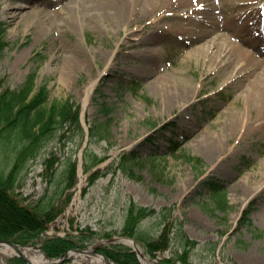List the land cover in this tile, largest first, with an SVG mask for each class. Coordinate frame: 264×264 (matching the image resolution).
Here are the masks:
<instances>
[{
  "label": "rangeland",
  "instance_id": "374dc122",
  "mask_svg": "<svg viewBox=\"0 0 264 264\" xmlns=\"http://www.w3.org/2000/svg\"><path fill=\"white\" fill-rule=\"evenodd\" d=\"M115 4L0 0L8 43L0 59L3 88L19 90L35 76V92L46 86L51 101L70 100L80 115L78 125L54 130L26 160L14 196L25 206L60 213L45 236L93 231L85 249L111 239L132 249L128 242L136 238L122 234L137 206L164 212L140 223L141 239L183 224L198 243L188 249L190 264H264V50L254 37L264 0ZM259 79L262 90L254 92ZM167 95L180 102L165 109ZM97 124L106 129L100 141L90 136ZM22 147L12 140L0 145V175L11 171ZM126 156L135 158L127 173L121 168ZM70 163L76 164L72 188L65 177ZM211 181L226 192L224 212L210 209ZM247 209L250 229L239 225ZM146 239L136 241L153 261ZM177 253L183 250L173 240L154 259L180 264ZM14 258L0 255V264Z\"/></svg>",
  "mask_w": 264,
  "mask_h": 264
},
{
  "label": "trees",
  "instance_id": "16d2710c",
  "mask_svg": "<svg viewBox=\"0 0 264 264\" xmlns=\"http://www.w3.org/2000/svg\"><path fill=\"white\" fill-rule=\"evenodd\" d=\"M6 30V24L0 21V59L8 46L5 38ZM35 87V76H31L19 90L3 88V84L0 82V145L12 140L16 144V148L19 145L23 146L11 171L5 177L0 175V240H11L27 246L35 245L41 239L46 254L51 258H59L71 249L85 248V242L94 235L93 231H89L90 233L82 232L78 236H45L47 224L54 221L60 213L55 212L52 208L37 210L39 208L32 205L25 206L14 196L13 190L22 165L29 157L35 156V151L42 141L56 129H63L70 123H77L78 125L80 115L78 108L70 100L51 101L46 86H42L37 92H35ZM104 131H106L105 127L97 124L90 129V136L95 141H100L104 139L102 134ZM175 147L172 146L170 153L174 151ZM188 159L196 165L202 164L200 159L193 156H188ZM133 160L135 158L131 156L124 158L121 168L125 173L130 171L129 165ZM100 162L102 161L98 163ZM45 163L51 168L50 159ZM98 163L88 167L87 171H91ZM75 171L76 164L70 163L65 172L68 188L75 186ZM99 176L100 169L92 173L89 178L90 183H94ZM207 185L210 189V200L213 206L210 208L211 211L216 209L224 212L228 204L223 187L214 181L208 182ZM154 215L161 218L164 216V212L132 206L122 235L134 237L137 241L146 239H141L137 234L138 228L143 220ZM249 215L250 210H245L239 225L250 229L252 223ZM169 227L166 225L160 236L147 238L145 242L142 241L147 247V252L156 258L157 252L168 250L174 240L183 250L182 254L177 253V261H180V264H190L187 256L188 249H194L198 243L191 240L183 231V224H173L171 229ZM171 233L174 234L173 237L170 236ZM100 250L118 264H140L137 254L123 245L109 244L102 246ZM10 262L12 264H26L24 260L18 257L10 260ZM162 263L176 264V261L171 258Z\"/></svg>",
  "mask_w": 264,
  "mask_h": 264
},
{
  "label": "bare ground",
  "instance_id": "6f19581e",
  "mask_svg": "<svg viewBox=\"0 0 264 264\" xmlns=\"http://www.w3.org/2000/svg\"><path fill=\"white\" fill-rule=\"evenodd\" d=\"M24 1H27V0H24ZM127 1L128 2L126 3V0H116L115 5L117 7L122 6V7L126 8V6L130 3L131 0H127ZM181 1L184 2L186 0H181ZM138 2L142 3L143 0H138ZM22 7H23V5L19 4V5L14 7V11L17 12V10L21 9ZM34 14H35L34 12L32 14L24 13L21 15V17H27V19H29V18H31V16L33 18ZM18 16L19 15L17 14V15H14L13 17L17 18ZM261 22H262V24L260 23L261 25H260V28L258 29L259 33H258L257 37L258 38L261 37L264 39V19ZM251 55H250V58L248 55V59H249L248 61H251L254 58L253 55H255V53L253 52V53H251ZM74 61L81 62L80 58H76V57H74ZM260 81H261V79H259L255 83V87H253L254 92H260V90H262L261 83H259ZM164 88H166V87L163 83L161 86L157 85V89H158V92L160 95H161V93L165 92ZM185 95H187L186 92H185V94H183V96H185ZM163 101H164L165 109H168L170 107H174L177 103L180 102V100L173 99L171 96H168V95H167V98L163 99ZM128 244L131 245L133 248H135L136 251L139 253L142 264H149L150 262H153L149 258L144 256L143 251L140 249L139 246H135L132 241H129ZM20 250L26 257L29 258V260L32 264H59L58 260L54 261V260L48 259L39 249H37L35 247H22V248H20ZM17 253L18 252L16 251V249L13 248L12 246H10L9 244H0V255L2 257L15 256ZM68 256H69V258L73 259L71 264H113V263H109V261H107L103 256L98 255V254L92 255V253H89V252H84V253L83 252L82 253L70 252Z\"/></svg>",
  "mask_w": 264,
  "mask_h": 264
},
{
  "label": "water",
  "instance_id": "95a60500",
  "mask_svg": "<svg viewBox=\"0 0 264 264\" xmlns=\"http://www.w3.org/2000/svg\"><path fill=\"white\" fill-rule=\"evenodd\" d=\"M111 241H116V240H111ZM135 246H137V243L134 241V240H131ZM0 244H9L10 246H12L13 248L16 249V251L18 252L17 253V256L22 258L24 261H26L28 264H32L29 260L28 257H26L20 250V248H22V246L16 244V243H13L12 241H4V240H0ZM37 249H39L48 259L50 260H53L52 258H50L42 249V242L40 241L39 243V246L35 247ZM73 252H78V253H84V252H89V253H92V255H95V254H98V255H101L103 256L107 261H109V263H113V264H116L112 261V259H110L106 254L102 253L99 249V246H96L95 248L93 249H89V250H86V249H73L71 250ZM136 251V250H135ZM69 252L66 253V255L64 256V258H62L60 261H59V264H65V261H67L69 259V256H68ZM142 256V255H141ZM158 263V262H157ZM160 264V263H158Z\"/></svg>",
  "mask_w": 264,
  "mask_h": 264
}]
</instances>
